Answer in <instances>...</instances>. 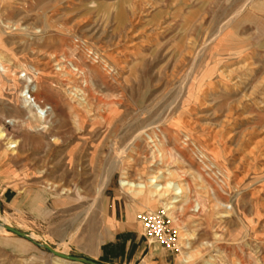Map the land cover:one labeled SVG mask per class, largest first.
Here are the masks:
<instances>
[{"label":"rangeland","instance_id":"374dc122","mask_svg":"<svg viewBox=\"0 0 264 264\" xmlns=\"http://www.w3.org/2000/svg\"><path fill=\"white\" fill-rule=\"evenodd\" d=\"M0 72V264H264V0H0Z\"/></svg>","mask_w":264,"mask_h":264},{"label":"bare ground","instance_id":"6f19581e","mask_svg":"<svg viewBox=\"0 0 264 264\" xmlns=\"http://www.w3.org/2000/svg\"><path fill=\"white\" fill-rule=\"evenodd\" d=\"M68 63V62H67ZM60 66L59 69L60 70H65L67 68L66 65V60L63 59H57V66ZM4 68H6L5 66H3ZM6 70V69H5ZM68 73V72H67ZM76 74H79L78 72H76ZM4 75V74H3ZM80 75V74H79ZM2 76V73L0 72V77ZM8 80L10 81V83L12 84V82L17 83L18 80L16 78L13 77H7ZM34 80H30L26 86V89H28L30 87V82H33ZM28 91L30 92V89H28ZM22 95L25 96L24 99V103L25 104H30L31 102V97H29V95H25L24 91H22ZM36 101V100H35ZM31 105V104H30ZM40 120L42 121L43 118L41 117ZM43 123V121L41 122V124ZM43 126V125H42ZM46 127V126H45ZM6 137V134L4 133V130L2 129V126H0V141L3 140ZM12 144L5 148V149H1L0 147V161H5L7 159H9V155L11 153V150L15 147L16 144L13 145V142H11ZM153 157V156H152ZM160 177V176H159ZM159 177L152 175L149 179V184H141L140 182H134L132 180H126V181H122V185L125 187H128L129 190H132L134 192H136L137 195L142 196V200H148L149 199V192H152L155 196H159L161 198H165V199H169L171 194H174L175 200H173V203L179 202L180 198H177L179 195H183L184 190L182 189L180 184H176V183H172V182H166V183H161L159 181ZM105 186V185H104ZM103 187V186H102ZM151 187V188H150ZM102 192V188L100 189ZM153 196V195H152ZM187 196V195H186ZM183 197V196H181ZM186 198V197H185ZM160 200V199H159ZM197 201L196 206L199 207V209H203L205 204L203 202V200L197 198L195 199ZM169 202V201H167ZM167 204V203H166ZM168 205V204H167ZM174 208V206L172 205H168L167 209L170 211ZM172 213H170L171 215ZM6 225L12 226V223L7 219V218H3L0 221V231H6L10 233V230L6 227ZM186 231V230H184ZM187 248L191 249V240H193V235L189 232H187ZM29 237H33L34 239H38L40 238L38 234L32 232L30 234H27ZM57 250H59V248H55ZM60 252L65 253V251L59 250ZM182 252V250H180ZM191 258V255L188 253H185L184 255L181 256V261L183 263L187 262L189 259Z\"/></svg>","mask_w":264,"mask_h":264},{"label":"built area","instance_id":"2783aa9c","mask_svg":"<svg viewBox=\"0 0 264 264\" xmlns=\"http://www.w3.org/2000/svg\"><path fill=\"white\" fill-rule=\"evenodd\" d=\"M212 169L213 166L209 168L210 171ZM136 218L142 224L146 238L158 241L164 247L175 251L179 249V231L171 223L166 209L142 210L137 213Z\"/></svg>","mask_w":264,"mask_h":264},{"label":"water","instance_id":"95a60500","mask_svg":"<svg viewBox=\"0 0 264 264\" xmlns=\"http://www.w3.org/2000/svg\"><path fill=\"white\" fill-rule=\"evenodd\" d=\"M6 227H7L9 230L13 231V232H14L15 234H17V235H22V236H25V237H29V236L27 235V233H26L25 231L21 230L20 228L18 229V228H16V227L9 226V225H6ZM39 243H40L43 247H45L46 249H48V251H49L50 253H52V254H56V255L59 256V257H62V258H68V259L72 258V259H74V260H79V261L84 262V263L89 262V263H92V264H99V263H97L95 260H93V259H91V258H88V257H81V256L73 255V254H70V253L67 254V253L60 252L59 250L55 249L54 246L50 245V244L47 243V242L40 241ZM102 264H104V263H102Z\"/></svg>","mask_w":264,"mask_h":264},{"label":"crops","instance_id":"0c3cea01","mask_svg":"<svg viewBox=\"0 0 264 264\" xmlns=\"http://www.w3.org/2000/svg\"><path fill=\"white\" fill-rule=\"evenodd\" d=\"M5 189V188H3ZM139 223V221H137ZM142 226V225H141ZM142 228V227H141ZM141 233H143V229L141 230ZM155 241V240H154ZM156 242V246L160 247L162 250H164L165 252H174L175 250L174 249H170V248H167V247H164L161 243H159L158 241H155Z\"/></svg>","mask_w":264,"mask_h":264}]
</instances>
